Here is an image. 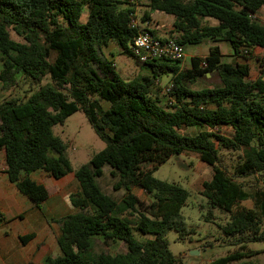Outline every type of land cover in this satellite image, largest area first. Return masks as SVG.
<instances>
[{"label": "trees", "instance_id": "16d2710c", "mask_svg": "<svg viewBox=\"0 0 264 264\" xmlns=\"http://www.w3.org/2000/svg\"><path fill=\"white\" fill-rule=\"evenodd\" d=\"M136 7L130 0H0V84L11 89L25 78L39 85L25 98L0 102V148L8 178L37 207L54 189L33 173L61 179L73 172L80 184L70 195L77 211L53 219L60 227V254L47 255L42 264H180L167 234L191 232L182 214L189 192L155 177L153 170L186 152L212 166L201 193L212 208L230 214L222 228L241 244L240 251L208 264H252L235 262L260 252L248 249L249 242L264 241V58L260 76L251 80L249 65L224 62L219 45L204 58L194 57L191 69H181L182 60L141 61L133 44L140 32L155 35L143 23L163 11L176 18L169 38L184 46L228 41L235 53L252 55L264 50V23L251 17L264 0H149L140 18ZM10 29L23 41L14 40ZM111 43L147 66L149 74L123 79L106 53ZM169 72V98L163 101L160 79ZM207 73L220 83L194 89ZM79 110L106 145L73 170L68 147L53 128ZM191 127L199 131H185ZM222 150L241 151L232 169L220 165ZM106 165L118 176L114 189L126 192L121 200L97 182ZM249 177L256 183L246 181ZM249 200L252 206L244 204ZM5 220L0 210V222ZM98 235L106 244L124 242L127 251L89 258ZM34 236L20 239L27 244Z\"/></svg>", "mask_w": 264, "mask_h": 264}, {"label": "rangeland", "instance_id": "374dc122", "mask_svg": "<svg viewBox=\"0 0 264 264\" xmlns=\"http://www.w3.org/2000/svg\"><path fill=\"white\" fill-rule=\"evenodd\" d=\"M140 1L141 0H138V2H136V15L138 18H140L145 11V8L139 9ZM10 32L14 40L23 41L15 31L10 29ZM209 43V40L205 41L203 46L207 47ZM226 44L227 43H223L224 48ZM114 48V51H112V48H108L106 52L109 56L112 55L111 52L115 55L112 57L123 79H138L147 72H150L147 66L138 64L133 56L121 53L118 48ZM190 48H193V46ZM0 56H2L1 53ZM227 60L232 61L229 57ZM2 67V61L0 60V70ZM253 74H256V76H252V79H256L260 76L261 71H258L257 74V71L253 69ZM171 77V72L161 76L160 87L163 90L161 93L163 94V101L169 98L165 89ZM48 80L49 77H46L43 83ZM218 83H220V78L218 76L215 75L212 77L211 74H208L206 75V79H201L195 85V88L207 87L209 85L214 86ZM38 87L39 85L33 84V82L25 78H21L19 84L11 89H4L0 84V102L12 97L25 98ZM164 95L165 97H163ZM105 105L107 106L108 103H105ZM53 130L54 133L61 137L66 143L73 170L84 163H89L92 157L106 145L105 141L95 132L86 115L81 110L68 116L63 124L54 126ZM198 131V127L187 129V132L191 134H195ZM241 155V151L222 150L220 165L232 169ZM4 157L5 151L0 148V166H3ZM212 174V166L202 161L195 152L172 155L153 170V175L155 177L178 184L186 188L189 192L186 204L182 207V214L191 232L185 236H181L176 230H170L167 234L170 241L169 248L175 256L180 258V264H208L212 260L241 250V244L237 242V237L226 234L222 228L224 224L230 221V214L222 211L218 207L212 208L208 199L201 193L204 181L210 180ZM33 177L43 181L48 186H52L54 189L48 201L45 203V209L49 216L59 218L77 211L70 200V195L80 190L79 181L74 176L73 172L61 179L50 177L43 171L33 173ZM96 179L101 189L114 199L121 200L125 195V190L114 189V184L117 182L118 176L112 174V168L110 166L106 165L104 167V174ZM256 179V177H249L246 181L248 180L249 183L255 184ZM135 190L140 198L144 199L146 202H150V197L143 190ZM244 204L252 206L250 200L244 202ZM210 212L213 214L212 217H209ZM2 214L5 216L7 212L4 210ZM46 233L47 231L40 232L39 236L42 239L36 241L37 245L35 242L32 243L33 248L37 247V250L43 251L45 257L47 255L58 256L60 254L58 245V237L60 235L59 224L53 222V224L50 225L49 232ZM247 248L260 250V252L252 256L243 257L235 263L264 264V241H251L247 244ZM127 249V245L122 241H111L109 244H106L103 236L98 235L96 236L94 248L86 253V255H88L89 258H94L102 252L117 254L124 253Z\"/></svg>", "mask_w": 264, "mask_h": 264}, {"label": "crops", "instance_id": "0c3cea01", "mask_svg": "<svg viewBox=\"0 0 264 264\" xmlns=\"http://www.w3.org/2000/svg\"><path fill=\"white\" fill-rule=\"evenodd\" d=\"M148 4L149 0H141L139 9L145 8V10H147ZM258 13L264 17V7H262ZM151 16V20L147 23H143V25L154 32L157 37L164 39L175 35L172 34L176 19L173 14L163 11H154ZM208 40L210 43L207 47H204V42ZM205 41L199 44H187L184 46L185 57L182 62L179 63L181 69H191L192 59L194 57L204 58L209 54L212 46L219 45L224 62L249 65V78L251 80H255L252 79V76H256V74H253V69L257 71V74L258 71H261V61L264 58V50L255 49L252 55L245 56L242 53H235L228 41H214L212 39H207ZM223 43H227L225 48L223 47ZM191 46H193V48H190ZM114 47L118 48L114 43H111L106 49L112 48V51H114ZM111 54L112 55L109 57L113 59L112 56L114 54L112 52ZM228 57L232 59V61L227 60ZM146 74H149V72ZM199 81L193 85L194 89L204 88H195V85ZM169 83H171V80ZM172 100L174 101V98H172ZM187 129L188 128L185 129L186 132ZM5 168L4 157L3 166H0V210L1 212L5 210L7 214L5 215L6 220L0 222V264H42V261L45 258L44 252L37 250V247L33 248L32 243L35 242L36 244L38 239H42L39 236L41 231L49 232L50 225L53 224V219L55 218L49 216L45 209V203L48 200L45 201L41 207H37L29 198H26V196L21 194L15 184L9 180ZM40 182L44 183L43 181ZM30 233H34L35 236L27 244H24L21 241L20 236Z\"/></svg>", "mask_w": 264, "mask_h": 264}, {"label": "built area", "instance_id": "2783aa9c", "mask_svg": "<svg viewBox=\"0 0 264 264\" xmlns=\"http://www.w3.org/2000/svg\"><path fill=\"white\" fill-rule=\"evenodd\" d=\"M132 3L138 0H130ZM254 19L264 23V17L259 13L251 15ZM139 21L137 18L132 20V25L137 26ZM134 54L143 62L157 59L167 60H183L185 57V47L173 38H160L149 31L140 32L133 44ZM245 51L244 53H247ZM170 87H166L165 91L169 92Z\"/></svg>", "mask_w": 264, "mask_h": 264}, {"label": "water", "instance_id": "95a60500", "mask_svg": "<svg viewBox=\"0 0 264 264\" xmlns=\"http://www.w3.org/2000/svg\"><path fill=\"white\" fill-rule=\"evenodd\" d=\"M207 74H210V73H207Z\"/></svg>", "mask_w": 264, "mask_h": 264}]
</instances>
